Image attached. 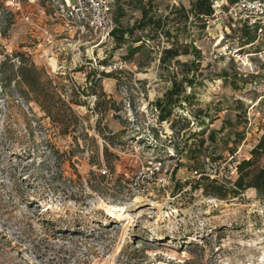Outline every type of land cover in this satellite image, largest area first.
<instances>
[{"label": "rangeland", "instance_id": "374dc122", "mask_svg": "<svg viewBox=\"0 0 264 264\" xmlns=\"http://www.w3.org/2000/svg\"><path fill=\"white\" fill-rule=\"evenodd\" d=\"M13 1L0 0V264H264V197L249 188L221 199L198 185L209 177L230 189L264 133V27L243 46V27L221 14L207 30L192 15L196 0H155L149 15L163 30L148 24L122 44L99 43L67 30L49 0H16L19 10ZM138 4H123L118 25L139 21ZM174 44L199 52L163 64ZM129 45L143 47L129 56ZM16 51L79 123H54L23 85L6 81L3 63ZM224 71L237 73V87ZM184 73L196 74L183 84L191 99L161 120L156 101ZM113 205L123 218L106 211Z\"/></svg>", "mask_w": 264, "mask_h": 264}, {"label": "trees", "instance_id": "16d2710c", "mask_svg": "<svg viewBox=\"0 0 264 264\" xmlns=\"http://www.w3.org/2000/svg\"><path fill=\"white\" fill-rule=\"evenodd\" d=\"M155 0H147V6H143V0H115L116 12L114 19L117 24L120 22L121 18L126 15V10L123 8V4L132 5L133 3L138 4L141 7L142 17L135 25L132 27H121L118 25L112 32L114 40L118 44H122L126 41V34H134L135 31L139 28H144L148 24H153L157 26L159 30H163L165 22L157 20L156 17L149 15L151 12V7ZM213 0H196L192 4V14L198 19L200 15H212L214 8L212 6ZM226 5H231L237 0H225ZM181 17L183 19L188 18V11H185V7H181ZM242 37L245 40V45H253L257 41V31L248 29L247 27L242 28ZM142 39L136 40L141 41ZM143 45H138L134 47L133 45L128 46L129 56H133L137 53ZM241 50V49H240ZM193 51L195 54H198V50L194 47L182 45L180 48L178 45H172L169 48L163 50V55L161 62L166 64L172 59L178 58L182 54H189ZM13 58L8 56L3 64H9V71L5 72L6 81L14 80L16 83H19L25 87L26 93L24 96L29 98L30 96L36 101L39 106L45 111L49 117L53 120L54 123L61 124L63 127H69L71 124L79 123V119L74 114L71 106L63 100L58 93L50 88V84L47 81H44L40 70L32 63L27 60L26 54L23 52L16 51L13 55ZM17 58L19 65H16L15 59ZM197 66V62L194 61L191 63L190 67L187 64H184L183 67L189 72ZM183 68V69H184ZM226 80L231 77L232 82L235 87H237V82L239 80L237 73L236 75H231V73L224 71L223 72ZM106 76H112V73H105ZM196 82V74H192L189 77L188 74L184 73L181 80H178L177 77L172 81V87L167 92L165 100L158 99L156 101L157 108L160 109V119L165 120L172 114V105H176L181 102L182 99L189 101L191 99L190 94L186 93L183 84L188 83L194 85ZM239 104V103H238ZM200 114L204 113L202 110H198ZM208 115V111L205 112V116ZM200 115H196V119ZM202 134V133H201ZM209 140L215 141L214 132L211 131L209 134ZM205 139L202 137L199 140V147L202 148L205 145ZM252 157L243 159L237 165L238 177L232 183V187L227 186L226 183H221L217 179H210L209 177H202L203 183L199 182L198 185L202 186L205 191L210 192L214 196L224 199L227 194L232 193L234 196H237L239 193L243 192L246 189L254 188L257 190L260 197H264V167H256L255 161L257 158L264 154V133L260 137L258 143L251 151ZM106 154H108V149H106Z\"/></svg>", "mask_w": 264, "mask_h": 264}, {"label": "built area", "instance_id": "2783aa9c", "mask_svg": "<svg viewBox=\"0 0 264 264\" xmlns=\"http://www.w3.org/2000/svg\"><path fill=\"white\" fill-rule=\"evenodd\" d=\"M13 2L14 7L19 10L18 1L14 0ZM48 2L54 14L64 22L65 28L70 32L75 30L79 37L98 40L99 43L113 38L112 32L117 27L113 16L115 0H49ZM215 2L217 6L212 1L214 8L212 15H200L199 17L207 23V30L211 28L210 18L221 14V20L230 19L232 26L247 27L258 33L262 31L264 27V0H237L231 5H226V7L223 5L224 3L221 5L217 1ZM39 9L44 11L42 6H39ZM24 18L33 24L31 15L27 14ZM38 27L45 42L53 46L54 38L51 30L46 27ZM118 68H123V62L114 65V69ZM141 176H143V172L136 176V184L140 180L137 179Z\"/></svg>", "mask_w": 264, "mask_h": 264}, {"label": "bare ground", "instance_id": "6f19581e", "mask_svg": "<svg viewBox=\"0 0 264 264\" xmlns=\"http://www.w3.org/2000/svg\"><path fill=\"white\" fill-rule=\"evenodd\" d=\"M106 211L117 218H123L125 215L124 206H106Z\"/></svg>", "mask_w": 264, "mask_h": 264}, {"label": "crops", "instance_id": "0c3cea01", "mask_svg": "<svg viewBox=\"0 0 264 264\" xmlns=\"http://www.w3.org/2000/svg\"><path fill=\"white\" fill-rule=\"evenodd\" d=\"M140 19H141V18H140ZM140 19H139V20H140ZM136 22H137V21H136ZM116 26H118L117 22H116ZM124 28H126V27H124ZM129 28H130V27H129Z\"/></svg>", "mask_w": 264, "mask_h": 264}]
</instances>
